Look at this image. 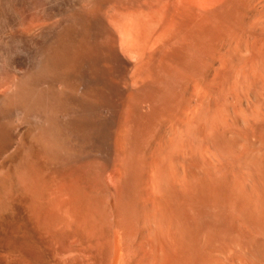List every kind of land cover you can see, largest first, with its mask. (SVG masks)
<instances>
[{
    "label": "bare ground",
    "instance_id": "bare-ground-1",
    "mask_svg": "<svg viewBox=\"0 0 264 264\" xmlns=\"http://www.w3.org/2000/svg\"><path fill=\"white\" fill-rule=\"evenodd\" d=\"M262 39L264 0H0V151L32 128L41 160L22 176L36 197L49 160L69 159L77 188L105 168L112 264L136 240L133 264H264V91L240 67ZM216 64L201 115L184 119L182 82ZM149 161L163 203L143 192ZM65 178L33 211L56 231Z\"/></svg>",
    "mask_w": 264,
    "mask_h": 264
},
{
    "label": "rangeland",
    "instance_id": "rangeland-1",
    "mask_svg": "<svg viewBox=\"0 0 264 264\" xmlns=\"http://www.w3.org/2000/svg\"><path fill=\"white\" fill-rule=\"evenodd\" d=\"M130 8L135 9L136 5H133ZM216 45L218 48H223L224 44L217 43ZM246 53L247 54H245L244 57V64H236L233 65L234 67L232 66L230 68V73L232 76L227 82L224 83V85L229 86L232 83V85L235 84L234 73L237 72L239 66L241 65L240 67H242L244 71L247 72L246 74L248 80L251 82H256V84L264 91V39L249 42V50ZM218 67V64L214 66L209 65L207 67L208 73L206 77H204V81L203 79L199 80L190 78L182 82V85L185 87L186 91V103L184 105V111L183 114H181V117L186 120L188 119L189 121L201 115V111L205 102L204 93L206 91L207 82L213 78L219 69ZM232 70L234 72H232ZM213 71L215 72L213 73ZM63 85L60 86L59 84V88H55V90H60V88H63L61 91L64 92L65 85ZM201 87L204 91L199 89ZM66 88L65 90H67ZM187 88L189 90H187ZM63 92L59 91V93ZM207 101L209 100L207 99ZM195 111H197L196 114ZM22 128L23 130H21ZM22 128L18 130V132H20H17L18 136L16 137L15 135L11 140L12 142L9 141V146L7 145V148L4 147L3 150L0 151V164L3 165H0V173H4L0 174V196L3 197V200L2 198L0 199V264H112L113 247L116 240V234L113 227L114 218L112 217L113 215L111 213L114 206L110 201V189L104 176L106 175L105 168L100 169L98 167H94L90 177L83 176L82 183L80 187L77 188V178L72 172H70L71 163L69 159L66 161L58 160V162L55 164H50L52 161L49 160L48 164L44 163L46 166H43L44 164L41 165L42 175L40 184L42 193L40 197H36L34 194L35 192L30 191L28 183L25 182L26 180L24 181L25 178H23V171L25 170L23 169L24 166L26 167L28 165L27 163H29V166L32 163L33 160L29 159L32 158L41 160L40 156L42 155V150L32 145V128ZM20 139L23 140L22 144ZM16 146L19 150L16 149ZM30 147H32V149ZM154 167L155 166L153 165V162L149 161L142 171L141 184L144 194L147 192L149 193L150 191L149 194L147 193L148 195L154 194L158 196L161 193L157 191L153 183V174L155 170ZM215 167L217 168L216 172L218 174L224 172V169L220 168V164H217ZM11 175L13 177H11ZM203 175V171L197 174V176L200 178L203 177ZM65 176L67 177L65 178ZM61 178H63L62 180L65 178L66 183L63 186V189L61 188L63 193L60 191L61 193L57 194V196H60L61 194L63 197L61 198L60 196V198H58L60 200L59 203L57 202L58 200L55 201V208L58 209L59 212L63 213L64 217L67 214L69 226H64L63 229L56 231L54 229H49L47 227V222L44 223L43 219L37 221L33 217V211L36 212V215L39 214L40 208L42 209V207H44L43 204L47 193L55 187L57 184L56 182H59ZM178 181L174 182L170 186L168 193H177L184 188L186 180ZM95 196L96 198H94ZM165 196L166 194L158 196L159 203L164 202ZM77 208H79V211ZM77 212H79L80 219L77 218L79 217ZM71 213L72 215H70ZM44 215L46 214H43V216ZM73 217H75V220ZM102 227L104 229H102ZM129 245L132 253L125 257L121 264H133L135 261L134 253L138 247V242L137 240L132 241Z\"/></svg>",
    "mask_w": 264,
    "mask_h": 264
}]
</instances>
